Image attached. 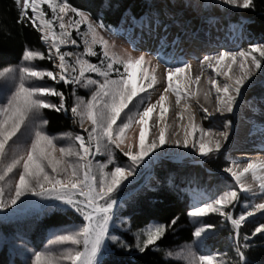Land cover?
I'll use <instances>...</instances> for the list:
<instances>
[{
  "label": "snow or ice",
  "instance_id": "1",
  "mask_svg": "<svg viewBox=\"0 0 264 264\" xmlns=\"http://www.w3.org/2000/svg\"><path fill=\"white\" fill-rule=\"evenodd\" d=\"M14 2L18 6V23L29 21L41 34L40 38L50 45L47 57L42 52L26 48L22 59L30 63L54 58L58 62L55 65L57 71L37 70L27 65L19 66L18 69L8 67L0 70V81H14V91L5 103L0 104V212L18 205V202L23 203L22 198L28 195L41 200L59 201L71 207L83 217V227L79 231L59 235L51 243L73 247L66 248L59 255L36 252L32 264H99L98 257L105 246L112 210L117 203L115 193L126 182L130 183L129 178L135 175L145 158L169 143L166 139L169 125L164 122L169 108L165 106L167 96L164 93L172 92L177 106L182 99L198 96L199 90L193 91L191 86L200 83L203 71L201 75L193 78L189 64L168 68L167 86L159 99L139 110L142 94L148 93L158 82L155 68L146 66L151 63L149 59L144 55L122 56L111 51L108 42L97 31L105 25L102 22L94 25L83 11L71 6L68 0ZM222 2L239 9L254 7V0ZM81 25H86L87 30L82 32ZM73 32L81 37L84 47L83 52L76 54L74 61L70 62L68 58L74 53L62 51V47L77 45ZM89 57H98L99 63L91 62ZM262 64L264 45H251L246 50L236 52L220 51L203 58L202 69L206 65L214 73L207 83L216 93L218 112L233 111L242 90L251 81L253 72L261 70ZM234 67L239 68L240 75L230 74ZM17 71L18 77L13 75ZM90 74H95L99 79H94ZM221 76L226 82L221 83L218 79ZM43 80L92 90L90 98L85 100L78 97L75 106L71 108L73 116L87 133L86 137L66 134L73 143L58 146L57 138L43 130L49 123L42 118L44 110L67 111L62 91L54 87L26 83ZM204 95L207 98L209 92ZM48 97H59V103L51 102ZM157 108L159 114L156 119L161 124L159 135L156 140L148 142L146 136L153 127L150 121ZM202 110L207 113V109ZM184 111L189 114L188 123L184 126L183 142L176 139L174 143L194 149L201 157H209L219 152L221 140L213 139L208 131L195 122V115L190 112L187 103L184 110L177 114L178 119L185 118ZM85 123L88 127H85ZM134 124L139 126L136 150L133 151L131 143L126 145L125 150L122 145L128 139L126 131ZM29 130L30 141L20 147L18 141ZM219 135L225 141L228 138L227 132ZM113 149H119L127 157L130 162L127 167L115 163ZM98 155H106L107 162H94L93 158ZM109 165H113L110 170ZM224 171L230 174L239 190L226 191L211 203L194 207L189 215L200 218L216 213L232 224L238 236L239 229L250 217L257 213L264 215V202L250 205L251 210L243 212L238 218L226 209L235 206L241 192H252V185L245 183L249 174L259 192L264 194V160L249 161L239 170L229 167ZM175 223L176 220L171 221V224ZM167 227L156 225L146 228L142 236L136 237L139 251L143 253L155 245L164 236ZM205 231L204 227L197 228L194 236L199 238ZM257 234L264 235V223L252 232L253 236ZM239 255L242 264H247L244 254ZM184 259L187 264H224L216 255H196L188 252Z\"/></svg>",
  "mask_w": 264,
  "mask_h": 264
},
{
  "label": "rangeland",
  "instance_id": "2",
  "mask_svg": "<svg viewBox=\"0 0 264 264\" xmlns=\"http://www.w3.org/2000/svg\"><path fill=\"white\" fill-rule=\"evenodd\" d=\"M169 2L171 5L170 9L175 11L174 13L175 17L181 18V25L184 26L185 29H187L186 27L189 26V27H194V29L196 30L197 28L200 27L203 20H204L203 21L204 23L211 22L213 23L214 26L220 27L221 21L219 20L221 19V17H224L225 20L228 19L226 22H229V23L230 21H233V19L240 20V17H241V21H243L241 26L245 27L244 25L247 24L246 19L241 13L242 9L224 5L222 0H213L212 2L208 1L204 3L203 7H195V8L189 5L187 0H182V1L170 0ZM144 4H145L144 0H138V13L141 14L138 20H141L146 15L147 10H145L146 8L144 7ZM215 10H217V12ZM48 15L49 17L51 16L50 11ZM187 17H190L191 19L188 20ZM89 20L94 25L96 24L90 19V17H89ZM221 20L225 22V20L223 19ZM136 21L137 20H135L134 18L130 16V14H128L123 17V21L118 28L114 29V28L104 27V28H98L97 31L99 32V35L102 36L104 40L108 42L111 51H114L122 56L131 54L134 57L139 56V55H144L146 57V53L142 52L143 49L139 47V43L136 40H133L127 37V34L129 36L127 24L135 23ZM226 27L232 28V26H226ZM221 29H223V26H221ZM237 29L239 28L236 27V31ZM86 30H87L86 25H81V31L83 32ZM216 35L218 39L220 40H223L224 38V41H226L227 39V37L225 38L224 36H222L223 34L221 33L218 34L216 32ZM238 35H240V37H237ZM238 35L233 37L235 38V40H237L238 44L242 43V40H243L242 36H244V38L247 39L245 40L246 42L245 44L247 47L251 45H264V40H262L261 38L254 37L248 31L246 33V31L244 30V32H240ZM73 38L76 39L78 42L76 46L69 44L67 46L62 47V51H71L74 53L72 57L68 58L70 62L74 61L76 54H80L83 52V47H84L81 37L77 35L75 32H73ZM41 41L45 47V56L47 57V55L50 52V45L48 43H45L42 39ZM218 43H219V40H218ZM196 44L197 43H195V45ZM192 49H195V48L192 47ZM240 50L241 49H238V51ZM97 51L99 52L98 47H97ZM190 52L192 51H190L189 49L188 53ZM89 59L93 63H99L98 57H89ZM57 62L58 61H56L54 58L52 60H49V59L35 60L30 63L22 59L18 64L14 66H10V67L18 69L19 66L27 65V66L35 67L37 70L57 71L55 67ZM248 64L251 65L250 60ZM146 66L149 68H155V70L158 68L157 66H151V63ZM255 72L258 76L259 83L258 84L251 83V86L249 90L247 91L248 101H251L248 99L249 95L250 96L260 95L259 89L264 90V75H263L262 68L261 70L255 71ZM13 75L18 77V71L14 73ZM90 75H92L94 79H99V77H96L95 74H90ZM26 83L29 85H37V86L42 85V86L54 87L56 89H57V86L59 85L68 87L69 94L71 96V108L75 106L78 97L83 98L85 100L90 98L91 91H92L90 89H85V88L74 86V85H65L63 83H56L51 80L28 81ZM257 86H260L261 88L258 89ZM57 90L60 91L59 89ZM12 91H14V81L13 80H9L7 82L0 81V104H3L6 102L8 96H10ZM146 96H147L146 94L145 95L142 94V100H140L139 102V110H142L144 106H147L148 104H150L149 101H145ZM47 99H49L53 103H57V104L59 103V97H54V98L48 97ZM263 99H261L260 101H263ZM152 103H155L154 98L152 99ZM66 108H67V111H62V112L67 113L68 112L67 105H66ZM133 110L135 111L136 109H133ZM158 114L159 112L156 109V112L154 113L153 118L150 121L153 127L151 128L150 133L146 136V141L148 142H151L153 140L155 132L157 130V126L159 123L157 122L156 117L158 116ZM42 118L44 119L43 113H42ZM72 126H73V131L70 133H64V134H58V135L49 134V135L57 138L56 143L58 146H66L68 144L73 143V140L70 139L68 135L66 134H71L72 137H74L77 134L84 135L85 137L87 136V133L84 131L83 128H81L80 123L76 117H74ZM45 127L43 130L47 132ZM85 127H88L87 123H85ZM126 135L128 139L125 141V145H122V147H124L125 150H127L126 145L128 143H131L133 144V151H135L136 150L135 145L138 143V138H139V126L134 124L130 129L126 131ZM30 137H31V130L25 133V135L18 141V144L20 145V147H24L30 141ZM195 152L196 151H192L190 153V156L187 159L183 160L182 162H178L172 157H155L154 156L155 152H153L151 154L152 156V158L150 159L151 161L145 162L146 161L145 160L144 163L137 168L135 175L129 178L130 183L126 182L125 186L122 187L117 193H115L116 195L118 194V196L115 197V199L117 200V203L116 205H114L113 210H112V219L109 221L108 234H107L105 246L102 249V252L109 244H115L117 247H124L125 249H128V245L124 241L123 236H121L120 234L122 232L129 233V229H130L129 221L126 217L121 216L120 214L119 215L116 214L117 206L126 197L124 194L120 195L119 192L123 190L130 192L131 188L136 187L137 186L136 184L138 182L139 183H138L137 188H141L144 186L153 188L157 181H156V178L151 173V169L155 164L159 163L160 161H167L173 164H177L179 166L190 165V164L201 166L202 164H205L207 162L208 158L212 156H221L224 161V164L226 165V168H229L232 166L233 162L237 161V159H234V157H236V154H238L237 152H239V150L231 152L230 155L221 154V151H219L213 155H210L209 157H203V158L195 157L194 156ZM113 155L115 157L116 164L120 166H124V167H127L129 165L130 162L128 161L127 157L123 156V154L121 153L119 149H113ZM93 159H94V162L105 163L107 162L108 157L106 155H98V156H95ZM112 166L113 165H109V170L111 169ZM226 177H227V182L224 184L223 188L220 189L221 192L219 194H216L215 196L216 198L212 197L201 186L188 185V184H186L185 186H182V189L180 191L182 194L186 195L187 208H189L188 213H187V222H188L187 227L188 229H190L191 237H190L189 242H182V243H179L171 247L170 249H166L164 251V256L167 259L177 264H187L186 260L184 259V255L188 252H191L196 255H216L224 261V264H242V262L240 261L239 254L248 250L252 242L260 241L264 244V235L257 234L255 236L252 235L251 237H249L243 234L244 232H246V230L250 231L252 234L255 228L258 227L262 223L264 219L262 218L259 220V218L257 217V214L254 217H250L242 225V227L239 229L238 236L232 224L229 221H226L224 217L216 213H211L207 216L200 217V218H193L189 215V212L194 207L203 206L204 204L211 203L213 200L219 198V196L222 195L226 191H230L233 189L236 190V188L234 187V181L232 180L231 176L227 172H226ZM186 183H189V182H186ZM240 196H241V193H240ZM22 200L24 201L23 203L18 202V205L13 206L12 208H9V209H5L4 211L0 212L2 213L0 214V216H2V218H6L7 215H13L14 217V216H19V215H26L27 213L35 214L37 211L41 210L42 207H45L51 204L63 205L59 201L41 200L40 198L31 196V195L23 197ZM63 206H66L70 208L71 210H73L75 213H77L71 207L67 205H63ZM246 206H247V203L239 199L238 202H236L235 206H229V208L226 209V211L232 212L233 216L238 218L239 215L242 214L241 212H239V209H246L244 208ZM77 214H78L77 218L79 219L77 223H69L65 226L51 228L47 232L46 238L40 247H35L31 243L30 240H28L26 237H23L22 235H19V234H10V235L0 234V251L2 248L7 249L6 254H5L9 258V262L7 264H32V260L36 252H51L54 255H59L62 252H64L66 248L73 247L71 245L53 244L51 242L54 241L56 237L59 235L70 234L72 232L79 231L83 227L85 221L83 220V217L79 213ZM156 225H160V224L155 223V222H150L142 229L135 231V232H130V236H132L134 239V246L131 248L129 247V250L139 251V248L137 247L136 237L138 235L142 236L143 231L149 226H156ZM201 227H204L206 231L201 235V237L197 238L194 236V232L196 231L197 228H201ZM230 231H233V234L232 235L229 234V236L224 238L225 233L230 232ZM245 237H248V239H245ZM100 256L101 255H99L98 260L100 259Z\"/></svg>",
  "mask_w": 264,
  "mask_h": 264
},
{
  "label": "trees",
  "instance_id": "3",
  "mask_svg": "<svg viewBox=\"0 0 264 264\" xmlns=\"http://www.w3.org/2000/svg\"><path fill=\"white\" fill-rule=\"evenodd\" d=\"M68 2L86 13L94 23L102 22L108 28H118L125 15L141 16L138 13V0H68ZM241 13L247 22L246 32L264 40V0H254V7L242 9ZM238 20L234 19L236 22ZM40 36L29 21L18 23V6L14 0H0V70L18 64L26 48L45 55V47ZM262 70L264 75V64ZM57 89L64 93L68 112L47 109L43 111L44 119L49 121L45 129L50 135L73 131L74 116L71 112L69 88L59 85ZM151 158L150 155L145 162L151 161ZM225 168L221 156H212L201 166L194 164L179 166L167 161L155 164L151 169L157 181L153 188L145 186L137 188L138 182L130 192L124 190L119 192L126 197L117 206L116 214L126 217L129 221V233L120 234L128 249L117 247L115 244L107 245L98 260L99 264H177L167 259L164 251L179 243L190 241L191 233L187 227L189 208L186 195L180 191L182 186L186 184L201 186L215 197L227 182ZM117 196L118 194H115V197ZM77 217L78 214L70 208L51 204L42 207L35 214L27 213L14 217L7 215L6 218L0 216V234H19L30 240L35 247H40L51 228L77 223L79 220ZM172 220H176L174 225L171 224ZM150 222L168 226L164 236L143 253L130 251L129 247L134 246L130 232L138 231ZM229 234L232 235L233 231L225 233L224 238ZM243 234L252 236L248 230ZM6 251V248L0 251V264L9 262L5 255ZM243 254L247 264H264V244L260 241L252 242Z\"/></svg>",
  "mask_w": 264,
  "mask_h": 264
},
{
  "label": "bare ground",
  "instance_id": "4",
  "mask_svg": "<svg viewBox=\"0 0 264 264\" xmlns=\"http://www.w3.org/2000/svg\"><path fill=\"white\" fill-rule=\"evenodd\" d=\"M144 1V7L147 10L146 15L141 20H138L139 17L130 15L137 21L127 24L129 31V36L127 34V37L139 43V47L143 49L142 52H145L146 58L151 61V66L158 67L155 70L158 82L154 88L150 89L148 93H145L147 95L145 101L152 103L153 98L155 101L159 99V96L167 86L166 71L168 68L189 64L191 65V75L193 78L201 75L203 71L200 83L191 86L193 91L199 90L198 96L188 100L182 99L180 105L177 106L175 95L172 92L164 93L167 96L165 106L169 108L164 121L169 125L166 134V139L169 143L157 149L154 156L172 157L176 161L182 162L190 156L192 151H195L192 148H184L174 143L176 139L181 140V143L183 142L184 126L188 123L187 117L189 112L184 111L185 118L183 120H179L177 114L184 110V106L187 103L190 106V112L195 115V122L208 131L213 139L221 140V154L230 155L231 152L239 150L236 157H234L237 161L233 162L231 167H236L239 170L246 166L249 161L264 160V90L259 89L261 87L257 86L260 95H249L248 99L251 101L247 100V91L251 83H259L256 72H253L251 81L242 90L233 111L231 113L223 110L218 112L216 110V93L207 83L214 76V73L206 65L203 66V69L201 66V61L205 56L214 55L220 51L236 52L238 49L246 50L249 48L245 44V40L247 39L244 36H242L243 40L240 44L233 38L245 30V27L241 26L243 22L241 18L237 22L233 19L229 23L226 22L228 19L225 20L224 17H221V19L225 20V22L221 19L219 20L221 21L220 23L223 29H221V26H214L211 22L204 23V20L196 30L194 27L189 26L185 29L181 25V18L175 17V11L170 9V0ZM187 1L189 5L195 8L203 7L205 2H212L213 0ZM226 26H232V28ZM236 27L239 28L237 31ZM216 32L223 34L222 36L225 38L227 37L226 41H224V38L223 40L218 39ZM237 37H240V35ZM195 43L197 44L195 45ZM192 47L195 49H192ZM189 49L192 52L188 53ZM249 69H251V65H249ZM230 74L233 76L240 75L239 68L234 67ZM218 79L221 83L226 82L222 76ZM173 83H176L175 78ZM205 92H209L207 98H205ZM261 99L263 101H260ZM202 109H207V113ZM157 110L159 112V108ZM160 126L161 124L159 123L153 140L158 138ZM223 132L228 133L226 141L219 135ZM194 156L203 158L197 152H195ZM245 183L252 185V192H241V201L247 203V206L244 207L246 209H239L241 213L251 210L250 205L264 202V194L259 192L250 174L246 177ZM234 187L237 191L239 190L235 185V181ZM257 217L259 220L264 219V215L260 213H257ZM262 223H264V220Z\"/></svg>",
  "mask_w": 264,
  "mask_h": 264
}]
</instances>
